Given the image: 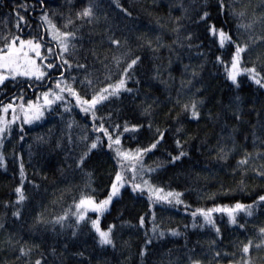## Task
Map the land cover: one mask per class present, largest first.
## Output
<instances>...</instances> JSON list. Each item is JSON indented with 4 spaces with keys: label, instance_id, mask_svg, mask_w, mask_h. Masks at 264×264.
Segmentation results:
<instances>
[{
    "label": "trees",
    "instance_id": "1",
    "mask_svg": "<svg viewBox=\"0 0 264 264\" xmlns=\"http://www.w3.org/2000/svg\"><path fill=\"white\" fill-rule=\"evenodd\" d=\"M223 3L221 10L220 0H0V38L39 41L46 57L30 53L43 78L0 84V264H264V176L257 175L264 88L247 74L237 87L225 70L236 44L247 45L241 67L264 75V0ZM85 8L91 16L79 15ZM17 12L25 20L19 28ZM210 25L234 43L221 48ZM52 32L72 34L67 52ZM121 79L123 88L109 95ZM104 88L108 98L82 111L88 105L77 96L90 101ZM118 172L123 186L107 210L77 209L82 198L107 199ZM237 203L252 207L251 215L236 212L235 224L225 212L207 224L198 211ZM97 219L102 231L112 227L111 245L100 243Z\"/></svg>",
    "mask_w": 264,
    "mask_h": 264
},
{
    "label": "snow or ice",
    "instance_id": "2",
    "mask_svg": "<svg viewBox=\"0 0 264 264\" xmlns=\"http://www.w3.org/2000/svg\"><path fill=\"white\" fill-rule=\"evenodd\" d=\"M117 6L119 7L118 2H117ZM19 7H25V6L20 5ZM220 7H221V10L224 9L223 0H220ZM91 14H92L91 8H85L82 11V13H80L79 15L83 16V17H89V16H91ZM221 14H223V11ZM208 15L209 14L207 12H205L203 14V16L201 17V20H206ZM240 15L242 16L243 13H240ZM17 17H18V23L16 26H17V28H19L20 23L25 22V20H24V16L20 15L19 12H17ZM42 19L47 21L46 16L42 17ZM48 22L50 23V21H48ZM238 27L247 28V27H250V25L240 24V25H238ZM209 31L214 37L218 38V42H219V45L221 48L225 47L226 43H234V41H232L231 36L227 32H225L222 28L218 29V28H216L215 25H210ZM62 35H63L64 39H61ZM70 35H72V34L71 33L61 34L59 32H55L53 34L52 38H53V40H56L60 44L62 52L68 51L67 37ZM0 39L4 40L3 47H0V69L4 70L3 72H0V84H3L5 82V80H7L9 77H11L12 79H16L17 76H27L29 78L34 76L37 80L44 77L45 73L43 71H41L40 68L37 66L36 60L32 56H30V53H34L35 57H40L41 59H46V57H42V54L40 52L42 44L39 41H36L33 39L23 40V39H20L19 36H15L11 40H9L7 37H2ZM113 43H119V42L113 41ZM246 50H247V45L241 46L239 44H236L235 53L233 54L232 59H231V66H230V68L225 69L227 72V78L234 85L239 87L237 77L242 75V74H247L248 78L250 80H252L256 85H258L261 88H264V75H262L260 72H258L255 66L249 67V68H242L241 67V54L244 53ZM49 51H51V49H49ZM138 59L139 58H137V60ZM137 60H132V62L128 65V69H131L133 67V65H135L137 63ZM217 60L220 61V57H217ZM221 62H223V61H221ZM64 63L67 64L68 63L67 60H65ZM47 67L52 68V67H54V65L49 63L47 65ZM80 67H83V65H81ZM128 69H125V71L127 72ZM5 72L7 73V75H5ZM124 83H125V81L123 79H121L119 81V83L116 84L115 86H110L112 88V91L109 93V95H116L118 93V91L123 88ZM57 87H59V84H57ZM61 91H64V89L61 88ZM69 92L72 95H76L74 92H72L71 88H69ZM107 92H109L108 88L101 89V91L99 93H97V95L93 96L90 101L89 100H81V98L79 96H77L78 103H80L82 105H88L87 108H82V111L88 112L90 109L95 108V106L98 103L107 99L108 96L104 95V93H107ZM43 95L45 97L46 103L51 104L52 101L47 99L49 93H44ZM56 99H62V97L56 96ZM12 107H13V105H11V104L5 105L3 108V111L7 112ZM29 107H32V105L30 104ZM195 107H196L195 104H193L192 105V108H193L192 117L198 118V112L195 111ZM40 115H42V113H40ZM35 118L39 119V115L36 116ZM24 122L25 123H31V120L26 118ZM99 130L104 131L105 135L108 136L109 140H112L111 135H109L107 130H105L103 128V125L100 126ZM128 130L129 129L126 127L125 131H128ZM133 130H135V129H133ZM3 131H4V129L0 128V132H3ZM161 137H162V134H161ZM112 142L115 144L120 143L118 138ZM158 143H159V140H157L155 143H153L150 146V148H148V149L137 150L136 158H139V156L141 155L142 152L151 151V149L155 148ZM177 146H179V141H177ZM96 147H97L96 143H93L91 145L92 149H95ZM85 155H87V154H85ZM183 155H185V153L181 152L180 156H183ZM117 156L122 157L124 159H129L131 157V154L117 150ZM180 156L173 157V160L180 159ZM81 159L83 160V157ZM247 162L248 161L246 159H242L238 163L241 165H244ZM3 165H4V157L2 155H0V167H3ZM133 171H135L134 166H133ZM21 175L23 176V171H21ZM257 175L264 176V172H257ZM122 179H123V177L118 172L116 175V182L113 183L112 191L109 194L107 199L100 201L97 204L90 197L89 198H82L80 200V202L76 205L77 209H80L81 207L87 208L90 206L92 208V210L99 212V213H102L103 211L107 210V206L111 202L112 198L119 194V187L123 186L122 184H119V182ZM144 183L147 184L148 182L144 181ZM136 187H138V186H134V190ZM15 191L19 196V200L17 202L23 201L25 197L22 194L21 188L17 187L15 189ZM154 191L158 193V192H161L162 190L161 189H154ZM173 195L175 197H177L176 203H181V201L178 199V197L180 196V193L174 194V193L170 192L167 194V196H173ZM161 198L162 197L157 196V199H161ZM259 201H264V196H260ZM251 207H252V205L245 206L243 204L237 203L231 208L225 206V207H217V208L209 209L207 211H203V210H198V211L200 212L201 215H203L205 222L207 224H210V225L213 224V220L211 217V214L213 212H225V213H227L229 216V222L231 224H235L236 223L235 213L238 211H247L248 215H251V212L248 211V209H250ZM195 215H196V213H193V216H195ZM60 219H63V217H61ZM83 219H84V215H83V213H81L79 215L78 222H79V220H83ZM143 223H144V218L141 217V226H143ZM92 225L96 229V231L98 232V234L100 236V243L102 245H111L113 243V241L111 239V235H110L111 231H112L111 226H109V228L106 231H102L100 229V227L98 226V219L93 220ZM217 232H219V229H217ZM260 233L262 235H264V228L260 229ZM177 234L178 233L173 232V235H177ZM251 245H252V241L250 240L248 242V244H246L243 247V249H242L243 253H245L247 255L249 253ZM260 246L261 245H256V247H260ZM21 254L22 255L24 254L23 249H21ZM141 255H143V252L141 253ZM217 255H219V253H217ZM36 264H40V261L37 260ZM194 264H198V262H194ZM244 264H248V261H245Z\"/></svg>",
    "mask_w": 264,
    "mask_h": 264
},
{
    "label": "rangeland",
    "instance_id": "3",
    "mask_svg": "<svg viewBox=\"0 0 264 264\" xmlns=\"http://www.w3.org/2000/svg\"><path fill=\"white\" fill-rule=\"evenodd\" d=\"M52 33L54 34L55 32H52ZM53 34H52V35H53Z\"/></svg>",
    "mask_w": 264,
    "mask_h": 264
}]
</instances>
